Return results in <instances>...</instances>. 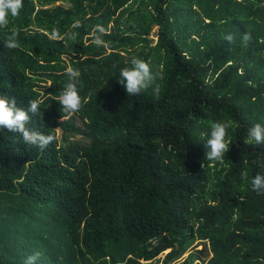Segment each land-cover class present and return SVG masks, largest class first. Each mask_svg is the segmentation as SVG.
Wrapping results in <instances>:
<instances>
[{"label": "trees", "instance_id": "obj_1", "mask_svg": "<svg viewBox=\"0 0 264 264\" xmlns=\"http://www.w3.org/2000/svg\"><path fill=\"white\" fill-rule=\"evenodd\" d=\"M149 3L23 0L0 30V95L24 109L39 100L28 126L55 137L41 150L0 129V264L35 252L36 264H152L168 250L173 264L196 241L209 245L205 264H264V193L250 183L264 144L247 143L264 125V0ZM125 15L138 34L113 29ZM97 24L107 47L92 43ZM13 27L20 47L7 49ZM53 27L77 37L50 39ZM138 48L160 74L158 98L155 85L128 96L118 82ZM68 67L81 106L66 114L53 97ZM209 121H232L223 162L204 160Z\"/></svg>", "mask_w": 264, "mask_h": 264}, {"label": "clouds", "instance_id": "obj_2", "mask_svg": "<svg viewBox=\"0 0 264 264\" xmlns=\"http://www.w3.org/2000/svg\"><path fill=\"white\" fill-rule=\"evenodd\" d=\"M23 7V0H0V30L6 28L9 24V15L15 18L20 14ZM81 22L74 21L73 29L80 28ZM107 35L106 28L97 24L92 30V43L98 47H107L104 36ZM19 30L15 27L9 29V35L6 38L5 47L7 49H17L20 47L18 42ZM75 40L76 32H66L61 34L58 28L53 27L49 33V38L56 41H63L65 38ZM249 34H243L242 41L249 40ZM230 43L233 40L231 35L225 37ZM68 76V83L61 89L58 96H54L53 100L57 101L63 113H75L79 111L81 106V97L78 93L77 82L80 76L78 69L68 67L66 69ZM159 73L153 74L149 63L143 59L132 58L131 67H124L120 69L118 82L124 87L128 96H136L142 90L149 87H154V94L157 96L160 92V87L155 84ZM39 100L29 99L27 109L18 107L15 97L3 94L0 95V129H7L13 134H18L23 143L27 146L37 147L41 150L46 149L51 144L55 137L52 134H44L38 131L35 127H29L30 116L39 114ZM209 133L207 143L205 145L207 151L205 152L204 160L208 162H223L225 153L229 150V145L225 140L227 129L232 127V121H209ZM248 140L247 143H255L257 145L264 144V125L255 123L247 129ZM204 166L203 163L201 165ZM241 180L248 181V173L241 172ZM251 190L258 195L264 193V174L257 172L251 178ZM41 253L35 252L28 255L24 264H36L40 259Z\"/></svg>", "mask_w": 264, "mask_h": 264}, {"label": "rangeland", "instance_id": "obj_3", "mask_svg": "<svg viewBox=\"0 0 264 264\" xmlns=\"http://www.w3.org/2000/svg\"><path fill=\"white\" fill-rule=\"evenodd\" d=\"M144 4H146V6H150L149 0H144ZM133 9H136V6ZM129 19L127 15L116 18L115 21L113 22V29H115L118 34H125V33L128 35L138 34L135 22ZM158 32H159V27L155 26L151 36V38L154 40V43L152 44L154 46L158 41ZM140 51L141 49L138 48L135 51L132 50V53L125 52L123 55L126 56L127 60L132 59L134 57L139 58ZM140 59H142V57H140ZM58 132L60 135L61 131ZM71 140L76 141V140H81V138L73 137L71 138ZM170 251L171 250H168L167 252L163 253L155 261H152L153 262L152 264H164L166 257L170 253ZM211 256L212 254L209 253V245L201 241H196L188 248L185 255L180 260L173 262V264H205L209 260V258H211Z\"/></svg>", "mask_w": 264, "mask_h": 264}]
</instances>
